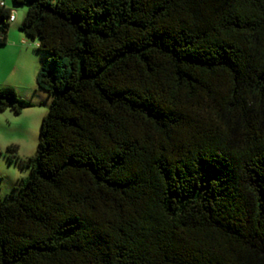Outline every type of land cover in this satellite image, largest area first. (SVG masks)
Instances as JSON below:
<instances>
[{
    "label": "trees",
    "instance_id": "16d2710c",
    "mask_svg": "<svg viewBox=\"0 0 264 264\" xmlns=\"http://www.w3.org/2000/svg\"><path fill=\"white\" fill-rule=\"evenodd\" d=\"M27 1L53 97L0 264H264V0Z\"/></svg>",
    "mask_w": 264,
    "mask_h": 264
},
{
    "label": "rangeland",
    "instance_id": "374dc122",
    "mask_svg": "<svg viewBox=\"0 0 264 264\" xmlns=\"http://www.w3.org/2000/svg\"><path fill=\"white\" fill-rule=\"evenodd\" d=\"M2 1L13 9L15 15L14 28L20 29V24L30 2ZM26 39L33 50L32 54H34L32 74H26V79H30L31 85H26L16 91L19 97L27 99L32 105L25 107L20 113L14 112L10 107L0 111V193L2 195L12 193L14 187H19L22 184V178L30 174L31 164L27 157L33 155L38 148L41 121L47 113L53 97L52 94L37 89L35 81L40 63L47 56V53L36 50L37 38L26 36ZM11 144L16 146L14 151L6 149Z\"/></svg>",
    "mask_w": 264,
    "mask_h": 264
},
{
    "label": "crops",
    "instance_id": "0c3cea01",
    "mask_svg": "<svg viewBox=\"0 0 264 264\" xmlns=\"http://www.w3.org/2000/svg\"><path fill=\"white\" fill-rule=\"evenodd\" d=\"M14 20L10 22L7 42L0 45V86L11 85L18 91L31 85L26 74H32L34 54L23 31L14 28Z\"/></svg>",
    "mask_w": 264,
    "mask_h": 264
},
{
    "label": "built area",
    "instance_id": "2783aa9c",
    "mask_svg": "<svg viewBox=\"0 0 264 264\" xmlns=\"http://www.w3.org/2000/svg\"><path fill=\"white\" fill-rule=\"evenodd\" d=\"M2 4H3V1H2ZM14 19H15L14 12H11V15H10L9 20H10V21H13Z\"/></svg>",
    "mask_w": 264,
    "mask_h": 264
}]
</instances>
